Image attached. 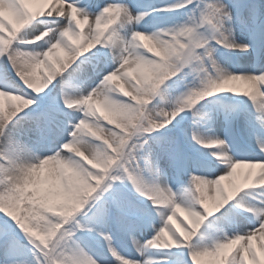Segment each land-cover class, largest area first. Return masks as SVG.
I'll use <instances>...</instances> for the list:
<instances>
[{"label":"snow or ice","instance_id":"snow-or-ice-1","mask_svg":"<svg viewBox=\"0 0 264 264\" xmlns=\"http://www.w3.org/2000/svg\"><path fill=\"white\" fill-rule=\"evenodd\" d=\"M40 2L0 0V264H264V0Z\"/></svg>","mask_w":264,"mask_h":264},{"label":"bare ground","instance_id":"bare-ground-1","mask_svg":"<svg viewBox=\"0 0 264 264\" xmlns=\"http://www.w3.org/2000/svg\"><path fill=\"white\" fill-rule=\"evenodd\" d=\"M29 6H30V7H33V8H35V7H47V5H46V4H42V3L40 2V0H30V4H29ZM178 216H180L181 219L184 218V216H183L182 213H178ZM172 223H173L174 225H178V221H175V220H174Z\"/></svg>","mask_w":264,"mask_h":264},{"label":"rangeland","instance_id":"rangeland-1","mask_svg":"<svg viewBox=\"0 0 264 264\" xmlns=\"http://www.w3.org/2000/svg\"><path fill=\"white\" fill-rule=\"evenodd\" d=\"M36 8V7H35Z\"/></svg>","mask_w":264,"mask_h":264}]
</instances>
